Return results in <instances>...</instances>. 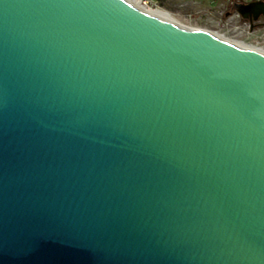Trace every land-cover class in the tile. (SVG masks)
<instances>
[{
	"label": "water",
	"instance_id": "95a60500",
	"mask_svg": "<svg viewBox=\"0 0 264 264\" xmlns=\"http://www.w3.org/2000/svg\"><path fill=\"white\" fill-rule=\"evenodd\" d=\"M0 264H264V33L0 0Z\"/></svg>",
	"mask_w": 264,
	"mask_h": 264
},
{
	"label": "rangeland",
	"instance_id": "374dc122",
	"mask_svg": "<svg viewBox=\"0 0 264 264\" xmlns=\"http://www.w3.org/2000/svg\"><path fill=\"white\" fill-rule=\"evenodd\" d=\"M149 8L154 9L155 6L170 12L177 22L185 27H193L197 30L206 31L214 35L215 37L228 42V41H239L249 44L256 36L260 34L258 27L251 29L250 35H247L246 29L243 24L246 23L241 21L238 17L232 18V10L220 11V20L217 22H211L207 17L199 15L197 12L190 11L188 13L176 12L175 7L168 6L165 1H155L148 3ZM210 10L209 12H213ZM225 13H229L226 15ZM237 28V30H235ZM264 31L261 29V32ZM255 32V33H253Z\"/></svg>",
	"mask_w": 264,
	"mask_h": 264
},
{
	"label": "crops",
	"instance_id": "0c3cea01",
	"mask_svg": "<svg viewBox=\"0 0 264 264\" xmlns=\"http://www.w3.org/2000/svg\"><path fill=\"white\" fill-rule=\"evenodd\" d=\"M165 1L168 6L175 7L176 12L188 13L190 11L197 12L199 15L205 16L211 22H217L220 20V11L222 10H232L233 15L235 12V5L237 4H247L254 0H159ZM214 10L213 12H209ZM228 15L229 13H225ZM257 30L256 32L260 31ZM255 33V32H253Z\"/></svg>",
	"mask_w": 264,
	"mask_h": 264
},
{
	"label": "bare ground",
	"instance_id": "6f19581e",
	"mask_svg": "<svg viewBox=\"0 0 264 264\" xmlns=\"http://www.w3.org/2000/svg\"><path fill=\"white\" fill-rule=\"evenodd\" d=\"M126 2H135L137 3L143 10H145L146 12H148L149 14L159 18V19H162L164 21H168V22H171V23H174L180 27H183V28H186V29H190V30H197L193 27H185V26H182L180 25L177 20H175V18L173 17V15L166 11V10H163L157 6H155L154 9H151L149 8L148 3H152V0H124ZM228 43L234 45V46H237V47H245L246 45H248L247 43H244V42H239V41H228Z\"/></svg>",
	"mask_w": 264,
	"mask_h": 264
},
{
	"label": "built area",
	"instance_id": "2783aa9c",
	"mask_svg": "<svg viewBox=\"0 0 264 264\" xmlns=\"http://www.w3.org/2000/svg\"><path fill=\"white\" fill-rule=\"evenodd\" d=\"M254 1L264 2V0H254ZM234 17H238L236 13H234L232 15V18H234ZM243 27L246 29V32L245 33L247 35H250L251 29H253L254 27L255 28L258 27V28H261L262 30H264V22H262L261 20L258 21L257 23H254V24H251V23L246 22V23L243 24ZM235 30H237V28H235Z\"/></svg>",
	"mask_w": 264,
	"mask_h": 264
},
{
	"label": "flooded vegetation",
	"instance_id": "af4514ba",
	"mask_svg": "<svg viewBox=\"0 0 264 264\" xmlns=\"http://www.w3.org/2000/svg\"><path fill=\"white\" fill-rule=\"evenodd\" d=\"M235 12L237 11V8L235 7ZM243 13H247L246 11H243ZM237 14V13H236ZM237 16H238V18L241 20V21H244V22H248V23H251V24H254V23H257L258 21H262V22H264V19H262L261 17L257 20V21H252V22H249V19L251 18L250 16H249V14H247L246 15V17H243L242 15H238L237 14Z\"/></svg>",
	"mask_w": 264,
	"mask_h": 264
},
{
	"label": "trees",
	"instance_id": "16d2710c",
	"mask_svg": "<svg viewBox=\"0 0 264 264\" xmlns=\"http://www.w3.org/2000/svg\"><path fill=\"white\" fill-rule=\"evenodd\" d=\"M155 1H159V0H155Z\"/></svg>",
	"mask_w": 264,
	"mask_h": 264
}]
</instances>
